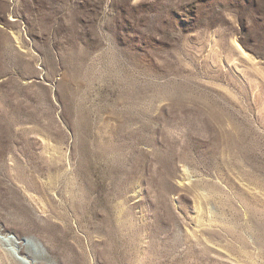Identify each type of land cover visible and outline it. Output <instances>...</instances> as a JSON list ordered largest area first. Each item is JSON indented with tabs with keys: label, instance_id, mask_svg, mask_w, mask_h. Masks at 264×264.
Listing matches in <instances>:
<instances>
[{
	"label": "rangeland",
	"instance_id": "rangeland-1",
	"mask_svg": "<svg viewBox=\"0 0 264 264\" xmlns=\"http://www.w3.org/2000/svg\"><path fill=\"white\" fill-rule=\"evenodd\" d=\"M0 252L264 264V0H0Z\"/></svg>",
	"mask_w": 264,
	"mask_h": 264
},
{
	"label": "bare ground",
	"instance_id": "bare-ground-1",
	"mask_svg": "<svg viewBox=\"0 0 264 264\" xmlns=\"http://www.w3.org/2000/svg\"><path fill=\"white\" fill-rule=\"evenodd\" d=\"M231 232H232V231H231ZM22 247H23V246H22ZM22 247H21V248H22ZM25 250H26V249H25ZM25 250L22 248V250H21L22 253H23V252L25 253V252H26ZM28 253H29V252H28ZM0 257H2V259L6 260V256H5V254L2 253V252H0ZM7 259H8V258H7ZM6 261H7V260H6ZM7 263H8V262H7ZM11 263H12V262H11Z\"/></svg>",
	"mask_w": 264,
	"mask_h": 264
}]
</instances>
